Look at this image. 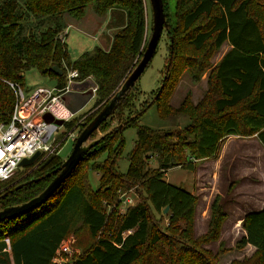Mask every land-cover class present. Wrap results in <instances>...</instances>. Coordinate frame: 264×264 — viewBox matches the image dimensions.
<instances>
[{"label": "trees", "instance_id": "16d2710c", "mask_svg": "<svg viewBox=\"0 0 264 264\" xmlns=\"http://www.w3.org/2000/svg\"><path fill=\"white\" fill-rule=\"evenodd\" d=\"M89 3L97 15L108 12L107 26L116 29L106 46L95 45L71 59L64 39L66 15L81 17ZM163 6L168 61L150 104L155 103L160 116L182 113L189 122L172 129L138 123L144 106L120 129L100 137L47 200L0 221V264H54L55 249L78 220L94 240L81 250L77 264H216L226 251L201 246L218 238L227 216L220 195L210 202L206 230L194 237L197 195L163 175L176 165L194 170L198 160L217 156L230 134H255L264 145V0H175L174 22L169 21L165 0ZM225 41L230 47L213 64L212 56ZM146 42V0H0V122L8 120L15 102L10 82L22 86L25 70L35 68L62 85L67 68H77L79 78L91 75L97 84L93 110L80 123L82 129L137 63ZM55 65L61 74L53 70ZM183 70L194 82L207 71V87L196 102L187 92L173 106L169 99ZM138 79L91 136L120 109H128L126 116L139 109H131L140 93ZM128 124L135 125L136 138L128 169L119 172L115 160L122 148L121 129ZM104 152L107 156L98 160ZM150 156L156 167L149 166ZM62 160L53 152L0 180V208L40 192ZM90 169L100 174L96 188L88 180ZM31 177L39 178L15 187ZM132 187L139 199L120 211L119 196ZM157 213L166 215L167 232L155 224ZM114 220L116 226L104 231ZM241 224L245 233L234 246L251 244L255 250L229 264H264V206L247 212Z\"/></svg>", "mask_w": 264, "mask_h": 264}, {"label": "rangeland", "instance_id": "374dc122", "mask_svg": "<svg viewBox=\"0 0 264 264\" xmlns=\"http://www.w3.org/2000/svg\"><path fill=\"white\" fill-rule=\"evenodd\" d=\"M167 4V11L169 15V21L174 22L175 16L173 15L174 2L175 0H165ZM108 13V12H107ZM97 15L92 8V5L89 3L86 8L84 14L79 17L81 20L75 21V23L82 22L79 25H70L69 22L71 19H75L72 15L67 14L68 24L64 30V39L67 44L68 52L71 59L76 58L82 51L91 49L95 45H103V42L100 40V35L103 31L112 30L115 31L116 28L108 27V14ZM78 19V18H77ZM80 26V27H79ZM152 27V11L149 0H146V37H148L151 32ZM183 44V52H186L187 46L184 42ZM186 46V47H185ZM216 54V53H215ZM215 54L212 56L211 60L214 58ZM168 61V37L166 35V31L162 30L159 41L156 46V51L153 54L149 64L145 67L138 79V85L140 89V93L136 97L135 106H132L131 109H138L137 111L131 113L129 116L127 115L128 109H120L107 123H105L97 132H95L91 138L97 137L99 134L105 132L110 128H114L118 123L127 120L128 117L136 115L141 108L146 106L145 110L138 115L137 122L141 124H146L153 128H163V129H172L175 127H182L189 122V118L187 115L178 113L167 116H160L155 103L150 104V100L154 95V90L159 86L160 79L162 78L163 72L166 67V63ZM197 83L191 79L190 73L187 70H183L179 76L178 82L174 87V90L171 94L169 102L173 106H177L187 92L190 93V98L192 100V86L191 84ZM38 85H47L51 86L52 81L39 73V71L35 68H30L25 70L23 75V84L22 88L25 93L27 87H33ZM193 101V100H192ZM94 102V95L89 97L85 104L77 111L79 115V122L82 123L85 116L90 113L93 109L92 104ZM130 110V109H129ZM132 116V117H133ZM80 126V124H79ZM63 129L62 127L60 128ZM106 129V130H105ZM120 137L123 138L122 148L116 157L115 166L119 172H126L129 166L128 153L133 148V144L136 138V128L134 124L125 125L121 129ZM74 142V137L69 136L61 145L59 150V154L63 159L70 152L72 145ZM118 142V139H117ZM107 156L104 152L98 157V160H103L104 157ZM148 163L150 167H156L157 162L153 156H150L148 159ZM205 163L203 160H198L196 163V167L194 170L189 168L181 167V166H172L164 172V179L170 183L181 185L183 188L197 192V201H196V210L197 212L194 214V226H193V236H198L206 230L207 223L209 220V215H207V195L209 192L210 178L208 175L209 164ZM84 165L88 166V162L86 161ZM29 172V171H27ZM99 173L94 170L88 171V180L91 187L96 188L99 183ZM219 185V183H216ZM1 189V188H0ZM127 196L129 200H127L124 204L122 203V211L126 208L128 204L134 203L139 199V193L136 188L132 187L127 189L124 194ZM223 209L228 211V218L226 222H222L221 229L219 232V236L216 239L210 240L208 242L201 243V246L205 248L211 249L213 252H216L220 249V247L226 248V251L220 254L216 264H229L232 259H242L244 257H249L253 254L254 250L250 247L244 246L242 248L235 247V241L241 235V227H236L233 229H229V221L235 215L242 214L245 208H235L232 204L228 202L226 204H222ZM124 207V209H123ZM107 208V207H106ZM105 210V207H103ZM226 211V212H227ZM158 218L153 217L155 224L161 223L160 227L163 230H166V223L168 222L166 219V215H161L157 213ZM160 218V221H159ZM226 218V217H224ZM207 219V220H206ZM224 221V220H223ZM224 225V226H223ZM116 220L112 222H108L104 228V231L107 228L115 227ZM224 227V228H222ZM168 230H166L167 232ZM65 239L72 240L71 243V252L64 254V258L71 260L77 258L80 254L81 250L86 249L94 240V238L90 235L86 225L78 220L72 230L68 232L65 236ZM221 242V245H220ZM140 264V261L137 262Z\"/></svg>", "mask_w": 264, "mask_h": 264}, {"label": "built area", "instance_id": "2783aa9c", "mask_svg": "<svg viewBox=\"0 0 264 264\" xmlns=\"http://www.w3.org/2000/svg\"><path fill=\"white\" fill-rule=\"evenodd\" d=\"M78 75L77 68H67L62 85H38L28 94L22 86L10 82L15 91V102L8 120L0 122V180L17 171L23 157L31 156L37 150L41 158L53 152L59 153L69 136L75 138L80 130L79 118L69 127L67 122L78 115V110L67 108L64 96L73 90L87 91L93 96L97 89L91 75L84 78ZM125 193L119 196L120 211L122 203L129 200ZM72 242L65 237L61 240L52 257L54 264H77L76 258H64V254L71 252Z\"/></svg>", "mask_w": 264, "mask_h": 264}, {"label": "crops", "instance_id": "0c3cea01", "mask_svg": "<svg viewBox=\"0 0 264 264\" xmlns=\"http://www.w3.org/2000/svg\"><path fill=\"white\" fill-rule=\"evenodd\" d=\"M107 14L109 17V13ZM81 19L82 18L71 19L69 24H82V22L75 23V21ZM68 20L67 18V22ZM113 32L112 30L102 32L100 40L103 42V45L101 46H106L109 43V36ZM229 47L230 44L227 41L223 42L220 48L215 52L216 54L212 59V63H216ZM206 79L207 71L201 76L197 83L191 84L193 102L200 99L206 89ZM51 81L52 85L55 84L54 80ZM34 87L35 86L27 87L26 91L29 93ZM86 95L88 96L87 91L73 90L64 96L65 105L70 110H74L82 103ZM80 108L76 110H80ZM201 160L205 161L207 164L210 163L208 175L211 185L209 186L208 194H206L207 205H205L207 208V215H209L210 212L209 206L212 198L215 194H219L223 205L228 202L235 208H245L246 211L237 216L234 215L228 224L230 230L233 229V227H241V235L244 234L245 230L241 224L242 217L247 212L259 210L264 206V145L255 134L248 136L230 134L222 141L217 156L206 157ZM216 183H219V185H216ZM225 211H227L226 208ZM196 212L197 210L195 209V213ZM228 214L227 211V216L223 223L227 221ZM247 247L255 250V247L251 244H247Z\"/></svg>", "mask_w": 264, "mask_h": 264}, {"label": "water", "instance_id": "95a60500", "mask_svg": "<svg viewBox=\"0 0 264 264\" xmlns=\"http://www.w3.org/2000/svg\"><path fill=\"white\" fill-rule=\"evenodd\" d=\"M149 3L151 6V11H152V27H151L150 35L146 42V46L144 50L142 51V55L140 56L137 63L134 65V67L131 69L128 75L123 79L120 86L102 104V106L96 112V114L84 125L82 129L79 130V132L74 138L72 148L70 152L68 153V155L62 160L60 165L56 166L52 170V172H55V175L48 182V184L40 192L30 197L29 199L16 203V204L6 205L0 208V221L6 218H11L19 214L25 213L29 211L30 209L38 206L45 200H47L48 197L51 196V194L61 184V182H63L69 176V174L72 172L74 167L78 164V162L81 160L84 154L98 142L100 137H102L103 135H105L106 133L110 132L113 129V128H110L106 130L105 132L99 134L97 137L90 139L91 133L95 129H97L100 123L104 119H106L109 115H111L114 112V110L117 108V106L120 104L122 99L126 96L128 91L132 88L135 81L139 78L142 71L148 65L149 61L151 60L153 54L156 51V46L159 41L161 32L163 28L167 25V19H166L165 12H164L163 0H149ZM53 70L57 74L62 73V69L59 66H56V65L53 66ZM165 75L166 74L163 75V79L165 78ZM156 95L157 93L154 95V97ZM89 97H91V93H88V96L86 95L82 103L78 107H76V109H79L81 106H83ZM152 100L153 98L150 100V102ZM76 109H74L73 111H75ZM126 121L127 120H124L123 122L118 123L114 127H117L120 129L121 126ZM39 155H40V152L39 150H37L31 156L23 157L19 161V166H25V165L34 163L38 159ZM49 173L50 172H46V174H49ZM38 178L39 177H31L28 180H25L17 184L15 187L16 188L20 187L21 185L27 182H30L32 180H37ZM167 210H168V205L164 207L163 212L165 213Z\"/></svg>", "mask_w": 264, "mask_h": 264}]
</instances>
